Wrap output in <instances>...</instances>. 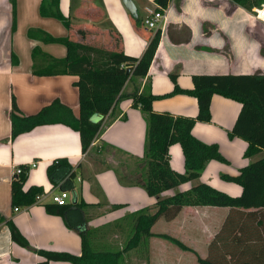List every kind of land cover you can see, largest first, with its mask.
Returning <instances> with one entry per match:
<instances>
[{"label":"crops","instance_id":"1","mask_svg":"<svg viewBox=\"0 0 264 264\" xmlns=\"http://www.w3.org/2000/svg\"><path fill=\"white\" fill-rule=\"evenodd\" d=\"M41 1L16 0V31L11 34L12 7L9 0H0V216L4 219L0 220V264H39L42 259L35 250L80 256L81 235L88 237L96 251L118 250L114 240L122 233L126 238L131 236L133 216L143 210L150 214L157 211L155 198L139 186L121 185L117 177L135 173L134 162L143 158L146 127L140 110L132 106L130 99L119 101L112 112L114 120L105 126L110 119L103 118L100 132L87 153H83L74 129L80 107L75 86L78 77L32 75L33 49L58 60L66 57V49L63 45L28 39V29H39L56 38L73 37L78 29L111 31L120 39L119 50L135 59L142 56L154 32L160 30L154 59L142 80L157 97L151 105L155 113L197 117L194 97L170 95L174 87L170 74L176 75V84L184 91L193 89L195 75H264V37L259 34V23L252 19L255 8L248 11L231 0H170L155 31L142 24L135 29L132 15L121 0H60V11L72 26L70 32L59 21L39 16ZM131 1L140 20L146 17V8L157 9L154 0ZM183 28L190 32L187 43L181 41ZM103 48L111 50L112 45L107 42ZM12 54L17 64H12ZM131 90V85L126 84L123 93ZM13 98L21 117L36 115L58 103L46 123L11 139ZM240 111L241 104L232 99L218 94L211 97V121L196 122L191 134L205 145H216L225 163L209 162L196 182L166 191L161 198L187 192L196 183L207 184L230 197L241 195L242 188L225 178L237 177L243 168L264 157V152L245 158L247 143L229 137ZM168 156L170 168L183 174L181 146L171 145ZM61 159L68 161L74 176L63 179L62 172L59 173L58 183L53 187L46 170ZM33 164L35 168H31ZM17 167L27 170L23 190L42 188L45 198L15 211L11 207V184ZM59 191L69 193L67 205L48 214L44 207L53 204L50 195ZM229 213L227 208L185 207L169 222L160 218L151 228L150 250L153 252V245L163 250L171 247L169 241L158 237L167 236L188 248L183 251L174 245L175 257L198 264L199 258L207 257L209 245ZM7 222L14 224L28 242V248L12 241ZM121 223L124 225L115 226Z\"/></svg>","mask_w":264,"mask_h":264},{"label":"trees","instance_id":"2","mask_svg":"<svg viewBox=\"0 0 264 264\" xmlns=\"http://www.w3.org/2000/svg\"><path fill=\"white\" fill-rule=\"evenodd\" d=\"M60 0H42L39 16L59 21L69 32L72 26L59 8ZM170 0H154L159 9L165 10ZM236 5L251 11L249 0H231ZM12 7L10 32L16 31V0H9ZM264 2L259 0L258 7ZM256 7V8H258ZM135 29L141 28V20L131 16ZM93 32L78 29L75 36L56 38L39 29H28L30 40L44 44H59L66 49V57L54 59L41 52L38 48L32 51V75L38 77H55L71 75L78 77L75 86L79 94V118L75 120L74 129L78 132L82 152L87 153L91 142L100 132L101 122L93 124L90 118L98 115L110 119L116 104L123 99H130L132 106L140 110L145 121L144 155L134 163L135 173L129 176L117 174L123 186H139L156 199L157 211L149 214L146 210L133 216V230L120 250L96 251L89 243L88 237L81 235L82 253L80 256L69 253L35 250L34 253L42 261L39 264L65 262L69 264H125L126 255L134 248L147 245L153 237L151 228L160 219L173 220L185 207H218L227 208L230 213L221 229L211 242L206 258H199L198 264H264V157L243 168L235 178L227 177L226 181L235 183L242 188L239 197H230L207 184L196 183L187 192H176L173 196L161 198L169 190L189 182H196L207 164L211 161L225 163L216 145H205L195 139L192 128L196 122L211 121L210 103L214 94L232 99L241 104V111L235 122L230 138H240L247 143L245 158H251L264 152V75L254 76H209L195 75L192 77L193 89L184 91L176 84V75L169 77L174 85L170 95H189L197 100L198 114L196 118L173 116L168 113H155L152 103L157 99L150 92L147 77L154 59L159 40L160 30L154 32L147 47L138 59L130 58L119 50V37L107 32V42L111 50L90 44ZM181 41L187 43L190 32L182 29ZM12 64H17L11 55ZM39 61V62H37ZM129 70V73H127ZM131 85L130 93H123L125 85ZM55 103H58L57 101ZM43 108L38 114L21 117L14 98L10 112L11 139L30 129L46 123L54 108ZM124 119V118H123ZM179 144L184 157L183 174L174 172L169 166L168 149ZM23 168L20 175H15L11 184V207H28L36 203V196L43 193L42 188L31 187L23 190L27 170ZM72 178L74 170L66 159L56 160L46 170L47 177L56 187L57 177ZM60 178V179H61ZM68 180V181H69ZM48 214L55 213L56 205H45ZM0 220H4L0 216ZM11 239L22 248L29 244L19 233L13 223L7 222ZM169 241L183 251H188L179 241L167 236H158Z\"/></svg>","mask_w":264,"mask_h":264},{"label":"rangeland","instance_id":"3","mask_svg":"<svg viewBox=\"0 0 264 264\" xmlns=\"http://www.w3.org/2000/svg\"><path fill=\"white\" fill-rule=\"evenodd\" d=\"M259 0H249V7L251 11L258 7ZM253 13V12H252ZM97 28V27H96ZM98 29V28H97ZM93 30V35L90 39V44L95 46L104 47L107 44V33L101 32L99 30ZM91 32V31H90ZM259 34L264 37V24L259 23ZM146 86V84H143V86ZM132 89V87H131ZM150 214V213H149ZM166 221V220H165ZM169 222V221H166ZM123 223L119 225H115L116 227H121ZM157 229H155L156 232ZM129 237V236H128ZM125 235H118V237L114 240L115 247L120 250L122 249L123 244L128 239ZM216 237V236H215ZM214 240V239H213ZM161 242V241H159ZM165 244V243H164ZM150 238L147 241V245H142L141 247L134 248L130 251L129 254H127L125 259V264H197V263H191L188 259H185V257L182 259H178L175 257V253L177 247L174 245L161 249L160 247L153 245V252L150 250ZM163 245V243H162ZM165 247V246H164ZM174 248V249H173ZM208 255V254H207ZM206 258V257H205Z\"/></svg>","mask_w":264,"mask_h":264},{"label":"built area","instance_id":"4","mask_svg":"<svg viewBox=\"0 0 264 264\" xmlns=\"http://www.w3.org/2000/svg\"><path fill=\"white\" fill-rule=\"evenodd\" d=\"M164 12L165 10L159 9H150L146 8V17L141 20L142 25L146 27L148 30L155 31L158 28V25L160 22L164 19ZM254 22L262 23L264 24V2L258 7L254 9V15L253 18ZM36 165H32L31 168H35ZM23 172L22 167H17L14 170V176L20 175ZM69 197V193L67 191H59L56 194L50 195L51 202L58 206V207H65L67 205V199ZM45 193L39 194L36 196V203H40L44 200ZM15 211H18V208L14 209Z\"/></svg>","mask_w":264,"mask_h":264},{"label":"water","instance_id":"5","mask_svg":"<svg viewBox=\"0 0 264 264\" xmlns=\"http://www.w3.org/2000/svg\"><path fill=\"white\" fill-rule=\"evenodd\" d=\"M124 7L127 9V11L132 15L134 18H137V10L131 0H121ZM127 73H129V70H127ZM103 120V117L98 115H93L90 119V122L93 124H97Z\"/></svg>","mask_w":264,"mask_h":264}]
</instances>
